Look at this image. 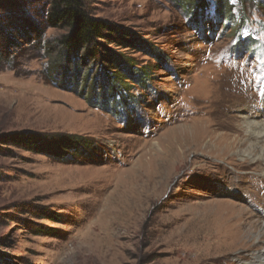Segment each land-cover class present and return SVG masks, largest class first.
I'll list each match as a JSON object with an SVG mask.
<instances>
[{"label":"rangeland","instance_id":"obj_1","mask_svg":"<svg viewBox=\"0 0 264 264\" xmlns=\"http://www.w3.org/2000/svg\"><path fill=\"white\" fill-rule=\"evenodd\" d=\"M49 1L0 0V264L249 259L238 248L206 260L211 237L238 228L222 206L264 219L263 177L242 162V116L264 109V5L226 0L229 20L204 0L206 28L195 29V0H82L120 31L87 55L60 43ZM244 35L256 56L239 53ZM121 60L150 75L145 89L126 80L133 109L114 112L95 97L111 93ZM22 134L76 136L94 151L64 163L10 140Z\"/></svg>","mask_w":264,"mask_h":264},{"label":"trees","instance_id":"obj_2","mask_svg":"<svg viewBox=\"0 0 264 264\" xmlns=\"http://www.w3.org/2000/svg\"><path fill=\"white\" fill-rule=\"evenodd\" d=\"M225 1L226 0H215L217 7L216 14H218L220 18L229 16L230 20V12L229 9L225 7ZM252 1H259L260 5H264V0ZM194 3H196L194 9L188 11V13L196 15L190 24L192 25V28L204 29L206 28L204 24L205 19L203 20L202 15L200 16L198 12L204 6L205 1L195 0ZM226 10H228V12H225ZM210 17L212 18V16ZM44 18L50 27L67 31V34L63 36L60 43L67 49L69 48L72 52L85 50L87 55L94 54L97 47L101 46L100 43H115L117 42L118 35H120V31L116 25L91 17L86 11L82 0H50ZM211 27L212 26L208 29H211ZM247 36L243 40H240V47L238 48L242 51L239 53L247 52L250 56L254 57L256 56L254 51L255 48L250 37L248 38ZM150 52L154 58H157L158 62H161V56L157 54L156 51L151 49ZM3 57H5V55L2 54L0 50V61ZM133 68L135 69V67L131 66L129 62L121 60V66L117 68L118 72H116L110 79L112 80L111 93L108 96H105L104 94H101L99 97H95L94 95L90 96L100 99L97 103H100L101 107L111 105L109 109L113 108L114 112L119 111L123 106L128 111L132 110L133 106L130 103L131 97L129 95V89L126 87V80H132L139 84L141 86L140 88L145 89V79L150 75V69L147 66L137 68V70L135 69L136 73L133 71ZM92 89L94 88L92 87ZM102 90L104 91V89ZM115 95L116 97H113ZM114 102L116 106H112ZM117 106H120V109ZM10 140L16 142L18 146H22L30 151H40L47 155L53 154L56 158L64 159V163L70 159L75 160L74 157L83 156L87 151H94L91 142H88L86 139H80L76 136L47 135L40 138L32 134H22L11 135ZM69 153H72V155H69Z\"/></svg>","mask_w":264,"mask_h":264},{"label":"bare ground","instance_id":"obj_3","mask_svg":"<svg viewBox=\"0 0 264 264\" xmlns=\"http://www.w3.org/2000/svg\"><path fill=\"white\" fill-rule=\"evenodd\" d=\"M254 111L253 113L258 115H251L249 113L242 116V162L246 165L256 164L258 170L254 171L264 178V109L259 112ZM215 145L214 142H210L207 148L211 149V151H216ZM223 148L224 149L220 148V151H216L217 155H215V157H223V159L230 158L226 157L229 151L228 147L225 146ZM198 149H200L199 144L196 145V150ZM208 152H210V150ZM246 172L247 171L244 170L243 178L246 176ZM246 178H249V180L251 178L253 180L255 177L249 176L248 173ZM263 178L260 177L256 180L258 184L264 185ZM242 190H244V188H242ZM245 194V196H249L250 199L251 196L248 189L245 191ZM221 208L228 212L230 216L237 217L238 228L229 229L227 227V229H221L215 233L216 236H213L214 238L211 237L210 239L213 242L206 260L213 261L220 259L225 255L226 251L239 248L242 249L243 252H249L251 254L249 259H246L244 256L242 257V264H264V219L259 215L255 216L250 210V212L245 211V206L239 207L236 211L234 210L236 205L233 203H227ZM262 216L264 217V215ZM247 218L254 219V221L250 220L246 222Z\"/></svg>","mask_w":264,"mask_h":264},{"label":"clouds","instance_id":"obj_4","mask_svg":"<svg viewBox=\"0 0 264 264\" xmlns=\"http://www.w3.org/2000/svg\"><path fill=\"white\" fill-rule=\"evenodd\" d=\"M213 14V16L212 17H214V13H212Z\"/></svg>","mask_w":264,"mask_h":264}]
</instances>
